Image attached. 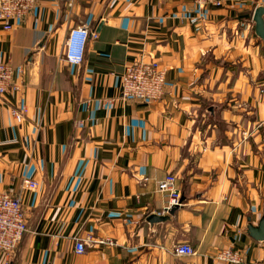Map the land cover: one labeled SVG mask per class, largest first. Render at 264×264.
I'll use <instances>...</instances> for the list:
<instances>
[{"label": "crops", "instance_id": "1", "mask_svg": "<svg viewBox=\"0 0 264 264\" xmlns=\"http://www.w3.org/2000/svg\"><path fill=\"white\" fill-rule=\"evenodd\" d=\"M259 6L42 0L12 30L0 25V59L21 85L0 98V188L21 193L28 226L10 264H231L216 258L229 248L240 264H264V242L247 234L264 214ZM78 27L98 38L75 66L65 42ZM153 59L163 99L124 98L125 67ZM20 105L22 123L11 113ZM168 175L183 198L174 215L158 190ZM25 179L38 189L22 190ZM78 238L92 239L82 254ZM180 245L196 254L175 255Z\"/></svg>", "mask_w": 264, "mask_h": 264}, {"label": "built area", "instance_id": "2", "mask_svg": "<svg viewBox=\"0 0 264 264\" xmlns=\"http://www.w3.org/2000/svg\"><path fill=\"white\" fill-rule=\"evenodd\" d=\"M42 0H0V25L10 31L14 25L26 18ZM198 9L208 6H221L222 0H191ZM193 23H196L194 20ZM98 34L86 27L73 28L69 31L65 42V60L70 65H81L87 43L90 39H97ZM22 69H19L21 73ZM17 69L10 60L0 59V98L10 92L19 93L21 85L16 80ZM166 71L156 59L139 61L125 67L122 75V96L135 99L145 104H153L163 99L165 95ZM13 118L22 123L28 108L25 105L11 108ZM177 179L168 175L159 183L158 190L168 193L170 204L164 213L174 206H180V194L176 187ZM38 182L25 179L22 190L35 191ZM161 215V214H159ZM28 232L26 212L24 210L21 193L5 191L0 188V254L4 256V264H10V257L20 245ZM91 238L76 239L75 251L78 254L85 252ZM177 256H192L196 251L190 245H180L174 250ZM216 258L225 263L240 264L243 257L239 250L229 248L218 253Z\"/></svg>", "mask_w": 264, "mask_h": 264}, {"label": "water", "instance_id": "3", "mask_svg": "<svg viewBox=\"0 0 264 264\" xmlns=\"http://www.w3.org/2000/svg\"><path fill=\"white\" fill-rule=\"evenodd\" d=\"M253 23L255 28V34L256 36L263 41L264 43V6H259L255 9L254 15H253ZM183 198L180 199V203H182ZM179 208V206L172 207L169 211V215H174L176 210ZM165 220L164 216L161 215H152L150 217L151 222H162ZM250 223L247 227V234L255 241L262 243L264 242V214L259 221L258 225L254 226L251 223V220H249Z\"/></svg>", "mask_w": 264, "mask_h": 264}]
</instances>
